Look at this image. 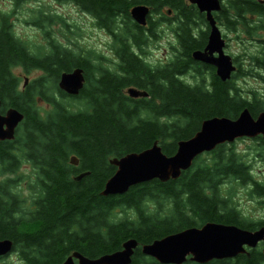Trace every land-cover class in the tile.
<instances>
[{"label":"trees","instance_id":"16d2710c","mask_svg":"<svg viewBox=\"0 0 264 264\" xmlns=\"http://www.w3.org/2000/svg\"><path fill=\"white\" fill-rule=\"evenodd\" d=\"M64 1L76 3L111 37V57L92 49L77 52L69 40H58L51 25H69L42 8L31 24L45 29L47 45L31 48L15 35L9 15L0 12V112L13 107L23 114L14 139L0 141V177L5 176L0 178V240L12 241L9 256L18 253L24 264H62L72 252L98 258L135 239L130 264H159L141 252L142 245L208 222L250 231L264 227L263 218L240 213L233 201L242 186L250 198L264 202V182L253 175L247 154L235 142L197 156L177 179H154L121 195L100 194L116 170L111 159L143 151L154 141L171 156L206 119L234 120L245 108L256 118L264 111V95L238 84L245 77L264 83V3L221 0L213 14L226 39L228 33L237 37L244 31L249 46L255 45L242 59L233 57L236 70L222 81L213 67L192 58L193 51L204 48L209 26L205 14L187 0ZM137 5L150 10L146 25L131 16ZM164 28L174 35L175 43L169 42L173 55L164 63H148L144 47ZM17 68L40 74L22 84ZM75 68L83 70L85 83L71 96L58 81ZM129 87L147 96L130 97ZM253 141L264 150L263 138ZM73 156L77 166L70 163ZM24 165L30 167L25 188L19 173ZM206 264H264V255L256 248Z\"/></svg>","mask_w":264,"mask_h":264},{"label":"water","instance_id":"95a60500","mask_svg":"<svg viewBox=\"0 0 264 264\" xmlns=\"http://www.w3.org/2000/svg\"><path fill=\"white\" fill-rule=\"evenodd\" d=\"M187 1L205 14L209 26L204 48L193 51L192 58L212 66L217 77L224 81L230 77L235 66L231 56L225 52L226 41L213 16L214 12L221 9V1ZM257 1L264 3V0ZM130 13L136 23L145 25L149 8L137 5L131 8ZM26 83L27 78L24 80V84ZM84 83L83 70L75 68L60 75L58 87L66 94L74 96L78 95ZM126 92L134 98L147 96L145 91L132 87L127 88ZM22 120L23 114L13 107L7 109L5 113L0 112V141L14 139L16 128ZM258 135L264 139V111L256 118L245 108L234 120L225 117L206 119L191 138L177 143V150L171 156L164 154L158 142L154 141L151 147L143 151L111 159L110 163L116 170L106 181L100 194L121 195L135 185L154 179L161 182L177 179L183 171L190 168L200 154L210 152L222 143H231L243 137L254 138ZM78 162L77 157L70 158L71 164L78 165ZM87 174L88 172L80 173L75 179L80 180ZM259 242L263 243L264 253V227L250 231L234 225L208 222L199 228H187L142 245L141 252L161 264H182L187 257L198 264H205L214 259L232 258L247 253V247L255 248ZM137 245L135 239H129L122 244L120 250L98 258H88L75 251L67 256L62 264H130ZM12 247L11 240L1 239L0 258L10 254Z\"/></svg>","mask_w":264,"mask_h":264},{"label":"rangeland","instance_id":"374dc122","mask_svg":"<svg viewBox=\"0 0 264 264\" xmlns=\"http://www.w3.org/2000/svg\"><path fill=\"white\" fill-rule=\"evenodd\" d=\"M16 3L17 0H0V12L4 15H9V22L12 24L11 28L15 35L31 48L45 47L47 45V41L43 36L45 29H41L31 24L32 20L38 16V10L42 8V11L45 14L51 13L60 16L69 25L66 29H61V23L51 25V34L58 40H61L63 43H67V40H69L76 44L74 45L70 43L69 45L76 49L77 52H79L80 49L83 51L92 49L94 52L104 54L108 58L112 56L110 48L111 37L105 33V31L95 26L93 19L89 15L80 12L79 8L73 3L59 2L57 0H21L17 6ZM13 10H15V12H12ZM219 27L222 33H224L225 30L223 27ZM162 31H164V33L156 42H151L144 47L146 51L144 57L148 61L158 64L164 63L172 57L173 53L170 49L169 42L175 43L174 35L171 30L164 28ZM61 32H63V34H61ZM227 36L226 53L232 58L234 56H240V59H242V55H245L254 49L255 45L249 46V43L247 42L248 36L244 31L240 32L237 37L235 33H228ZM240 40H243L244 43ZM14 73L20 76L21 83L24 81V78L31 80L40 74L39 71L24 73L19 68L15 69ZM189 80L191 79L189 78ZM238 84L246 92L253 89L257 90L259 94L264 95V83L259 82L255 78L245 77L239 79ZM39 107H41V109H48V105L43 102L39 103ZM235 145L239 152L243 155L247 154L245 155V159L247 160V163L251 165L252 172H255L256 175H264L263 148L260 146L257 147L253 139H238L235 141ZM29 169V166L24 165L19 171L20 174H23V177L20 179V184L23 188L26 187L28 174L25 172H28ZM2 176L0 178H2ZM233 201L240 213L242 212L244 215L249 216L254 220L264 217L263 199L257 196L250 198L247 195L246 187L239 186L236 188L235 194H233ZM11 256L12 255L7 259H1L0 264H11Z\"/></svg>","mask_w":264,"mask_h":264},{"label":"clouds","instance_id":"9594fccd","mask_svg":"<svg viewBox=\"0 0 264 264\" xmlns=\"http://www.w3.org/2000/svg\"><path fill=\"white\" fill-rule=\"evenodd\" d=\"M148 63H152V61H148ZM190 86L193 84L191 80L186 81ZM253 175L256 177V179L260 182H264V175H256L255 172H253ZM252 185H249L248 188L251 189ZM259 218V217H258ZM11 264H23V261L19 258L18 253H14L11 256Z\"/></svg>","mask_w":264,"mask_h":264},{"label":"flooded vegetation","instance_id":"af4514ba","mask_svg":"<svg viewBox=\"0 0 264 264\" xmlns=\"http://www.w3.org/2000/svg\"><path fill=\"white\" fill-rule=\"evenodd\" d=\"M56 1V0H55ZM63 2H67V1H64V0H62ZM62 1H59V2H62ZM70 3H73L75 6H77V4L76 3H74V2H71V1H69ZM260 3V2H259ZM80 11V10H79ZM164 11V10H163ZM81 12V11H80ZM83 13V12H82ZM168 13H171L170 11H168ZM150 15V14H149ZM151 16H152V14H151ZM212 67V66H211ZM213 70L215 71V69L213 68ZM261 247H262V245H261Z\"/></svg>","mask_w":264,"mask_h":264}]
</instances>
